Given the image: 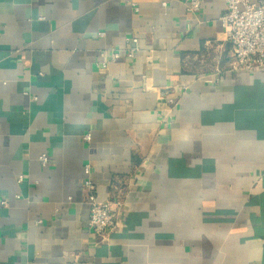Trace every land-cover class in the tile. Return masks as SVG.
<instances>
[{
    "label": "crops",
    "instance_id": "obj_1",
    "mask_svg": "<svg viewBox=\"0 0 264 264\" xmlns=\"http://www.w3.org/2000/svg\"><path fill=\"white\" fill-rule=\"evenodd\" d=\"M190 4L0 0V264H264V67L231 70L226 0ZM86 165L122 199L103 237Z\"/></svg>",
    "mask_w": 264,
    "mask_h": 264
},
{
    "label": "built area",
    "instance_id": "obj_2",
    "mask_svg": "<svg viewBox=\"0 0 264 264\" xmlns=\"http://www.w3.org/2000/svg\"><path fill=\"white\" fill-rule=\"evenodd\" d=\"M200 7V0H191L189 9L197 11ZM220 21L227 40L232 45L233 58L230 63L232 71H248L264 67V0L256 2L252 0H226V8L220 17ZM104 33H102L103 35ZM139 48V39L131 36L126 39V46L122 49H111L110 58L115 60L123 55L134 58ZM107 62H103L106 67ZM186 86L177 89H165L160 92L170 106L178 101ZM87 140L91 139L90 133L85 135ZM43 165L49 163L50 158L47 154L40 156ZM87 178L85 186L89 193L90 218L88 226L98 236L107 232L117 231L121 225V218L114 205L121 206L122 199L116 198L110 201L99 200L96 194V186L91 178V166H85Z\"/></svg>",
    "mask_w": 264,
    "mask_h": 264
}]
</instances>
